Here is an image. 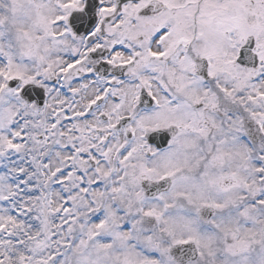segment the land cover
Here are the masks:
<instances>
[{
  "label": "snow or ice",
  "instance_id": "snow-or-ice-1",
  "mask_svg": "<svg viewBox=\"0 0 264 264\" xmlns=\"http://www.w3.org/2000/svg\"><path fill=\"white\" fill-rule=\"evenodd\" d=\"M0 264H264V0H0Z\"/></svg>",
  "mask_w": 264,
  "mask_h": 264
}]
</instances>
